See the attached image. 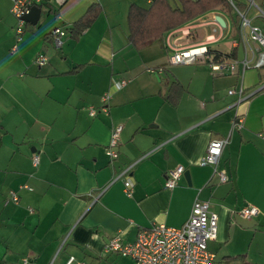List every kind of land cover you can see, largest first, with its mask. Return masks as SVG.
<instances>
[{
	"label": "crops",
	"instance_id": "obj_1",
	"mask_svg": "<svg viewBox=\"0 0 264 264\" xmlns=\"http://www.w3.org/2000/svg\"><path fill=\"white\" fill-rule=\"evenodd\" d=\"M233 1L264 32V0ZM149 2L46 0L16 40L10 0H0V264H65L71 255L84 264H119L120 257L134 264L105 251L108 239L132 241L152 224L181 225L196 198L217 211L207 245L219 264H264V65L215 73L205 61L169 64L166 36L180 33L178 45L236 59L259 47L238 42L235 12L219 7L136 47L128 9ZM90 7L95 16L73 36L68 28ZM216 14L224 25L212 22ZM55 26L65 29L60 47ZM37 53L47 62L34 63ZM120 79L125 84L116 87ZM241 85L238 100L228 89ZM236 115L241 128L232 125ZM118 124V155L110 160L106 148ZM224 136L216 170L200 164L210 139ZM177 165L181 176L165 186ZM10 189L17 201H5ZM248 204L257 213L240 216Z\"/></svg>",
	"mask_w": 264,
	"mask_h": 264
},
{
	"label": "built area",
	"instance_id": "obj_2",
	"mask_svg": "<svg viewBox=\"0 0 264 264\" xmlns=\"http://www.w3.org/2000/svg\"><path fill=\"white\" fill-rule=\"evenodd\" d=\"M46 0H10V14L14 18V36L16 40L21 38L26 25L25 15L33 6H40ZM151 1V0H148ZM232 10L239 18L238 23V42H242L245 46L250 41L256 43L259 49H252L248 54L245 53L241 59L227 57L226 55L216 56L215 52L207 46H182L170 40L172 33L166 36V46L168 48V61L174 64H184L193 61H205L212 72L223 73L233 72L240 64L241 69L249 67H260L264 65V32L259 26L253 24L246 12L239 9L233 0H228ZM250 5L256 6L253 0H248ZM212 22L220 25L216 18H212ZM179 30V29H176ZM186 30H184V33ZM65 34V29L60 26H55L51 30L52 41L55 47H60L62 37ZM236 45L237 40L233 41ZM47 62V56L44 53H37L34 57V63L42 65ZM116 87H121L125 84L124 79L113 81ZM229 93H236L238 100H242L243 87H232L228 89ZM109 94L102 96L104 101L107 100ZM105 108V106H103ZM89 113L94 114L95 109L89 106ZM232 125L241 128L242 117L236 115L232 120ZM121 125L118 124L111 129L110 139L106 148V154L110 160L117 157L118 152L115 145L118 143ZM264 136V133H259ZM228 139L224 137H214L210 139L206 150L200 159V164L212 165L216 170L218 159L222 149ZM39 159L38 154L32 155V163L37 164ZM184 170L183 165H177L172 169L165 181V186L172 187L176 184L178 178ZM219 176L222 181L226 180V174L219 171ZM127 192L131 190L132 181L127 177L123 181ZM22 187L28 188L27 184H22ZM17 201L18 195L16 190L10 189L8 197L5 201ZM256 206L248 204L242 206L237 213L245 218H249L257 213ZM218 214L209 200L194 199L190 213L187 219L178 226L167 225L165 223L152 224L149 227L141 228L135 239L132 241H123L120 236H112L104 244L105 251H116L122 255L132 257L134 264H219L215 254L209 250L208 241L215 238L217 232ZM26 261V259H23ZM65 264H84L82 261H75L74 256H69Z\"/></svg>",
	"mask_w": 264,
	"mask_h": 264
},
{
	"label": "trees",
	"instance_id": "obj_3",
	"mask_svg": "<svg viewBox=\"0 0 264 264\" xmlns=\"http://www.w3.org/2000/svg\"><path fill=\"white\" fill-rule=\"evenodd\" d=\"M240 9V6L235 3ZM219 7L229 14H233L228 0H151L147 6H139L132 3L128 9V38L136 47H141L153 39L162 37L164 31L178 27L196 16ZM95 9L90 7L70 30L73 36H77L95 16ZM239 18L233 14V23L236 25ZM215 50H213L214 52ZM215 55H224L216 52ZM226 55V54H225Z\"/></svg>",
	"mask_w": 264,
	"mask_h": 264
},
{
	"label": "water",
	"instance_id": "obj_4",
	"mask_svg": "<svg viewBox=\"0 0 264 264\" xmlns=\"http://www.w3.org/2000/svg\"><path fill=\"white\" fill-rule=\"evenodd\" d=\"M40 12H41L40 6H33L31 10L25 15V18L27 21L35 23L40 15ZM215 18L221 25H224V19L221 15L216 14ZM184 174H187V179H188V173L185 171Z\"/></svg>",
	"mask_w": 264,
	"mask_h": 264
},
{
	"label": "rangeland",
	"instance_id": "obj_5",
	"mask_svg": "<svg viewBox=\"0 0 264 264\" xmlns=\"http://www.w3.org/2000/svg\"><path fill=\"white\" fill-rule=\"evenodd\" d=\"M171 1H173V0H171ZM141 3H144V1H142ZM226 17H228V15L227 14H224ZM234 30L233 29H231V34H229L228 36H225V39H223L224 41H221L219 44H220V46L222 47V42H225V40H230V38H232V36H233V34H234V32H233ZM184 36L183 35H181L180 33H177V34H174L173 36H172V41L173 42H175V39H182ZM158 41L159 42H162L161 41V39H158ZM164 43H165V41H164ZM168 59V58H167ZM168 61V60H167ZM168 63L169 64H174V63H170L169 61H168ZM220 256L219 255H217L216 256V258H217V260L219 259H221V258H219ZM119 261H120V263L119 264H130V261H129V259L128 258H125V257H120L119 258Z\"/></svg>",
	"mask_w": 264,
	"mask_h": 264
}]
</instances>
